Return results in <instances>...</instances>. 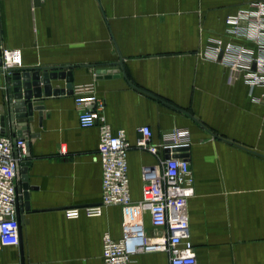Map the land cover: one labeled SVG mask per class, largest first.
<instances>
[{
	"label": "crops",
	"instance_id": "0c3cea01",
	"mask_svg": "<svg viewBox=\"0 0 264 264\" xmlns=\"http://www.w3.org/2000/svg\"><path fill=\"white\" fill-rule=\"evenodd\" d=\"M254 1L0 0V46L21 51L17 68H66L73 88L94 84L106 122L132 145L143 126L153 143L173 129L189 132L194 185L186 211L198 264H264V87L248 88L242 74L206 52L216 39L233 40L225 18ZM101 70L119 73L98 78ZM3 85L1 78L0 105ZM42 106L26 160L31 211L21 246L0 245V264H101L103 235L121 237V208H104L97 218L64 216L100 203L98 129L79 126L72 95ZM127 159L137 202L141 169L157 160L136 148ZM142 223L149 237L159 233L147 213ZM132 264L169 259L139 254Z\"/></svg>",
	"mask_w": 264,
	"mask_h": 264
},
{
	"label": "built area",
	"instance_id": "2783aa9c",
	"mask_svg": "<svg viewBox=\"0 0 264 264\" xmlns=\"http://www.w3.org/2000/svg\"><path fill=\"white\" fill-rule=\"evenodd\" d=\"M224 23L225 34L233 40L212 41L206 48L209 58L242 74L248 88L264 87V0L238 9ZM0 59L2 78L8 75V70L21 65V51L0 46ZM72 96L79 126L98 129L101 200L96 206L65 210V218L76 219L80 215L97 218L104 208H121V237L115 240L108 233L103 235L101 264H132L133 257L152 253H166L169 264H198L186 211L187 199L193 194L194 177L187 159L174 157L182 153L172 151L190 145L189 132L173 129L153 143L150 128L143 126L132 145L124 130L114 132L106 122L104 104L95 95L94 84L73 88ZM27 142L16 131L0 127L1 246L19 245L16 184L20 164L28 157ZM132 148L146 151L157 160L155 165L141 169L143 186L137 202L131 199L128 176L127 158ZM144 213L149 215L150 224L158 234L150 237L146 234L142 223Z\"/></svg>",
	"mask_w": 264,
	"mask_h": 264
},
{
	"label": "water",
	"instance_id": "95a60500",
	"mask_svg": "<svg viewBox=\"0 0 264 264\" xmlns=\"http://www.w3.org/2000/svg\"><path fill=\"white\" fill-rule=\"evenodd\" d=\"M1 66V59H0ZM56 72H48L45 68L23 69L15 68L8 70V75L2 77L3 85V103L0 105V127L8 125L10 129L16 131L18 137H26L27 145L38 137L33 133V114L38 113V126L42 121V102L50 97L70 96L73 93V75L66 68L56 69ZM2 70H0V74ZM119 71H98L96 76L110 77L118 75ZM60 80L65 82L63 88H52L51 81ZM1 84V78H0ZM188 147H180L172 150L182 154H175L174 157L186 158ZM169 152V151H167ZM166 157H169L168 155ZM30 161H24L20 164L17 173L16 184V216L18 221L19 247L21 246V229L27 223L24 214L31 211L29 204L30 188L27 182V170ZM21 264H24L21 259Z\"/></svg>",
	"mask_w": 264,
	"mask_h": 264
}]
</instances>
